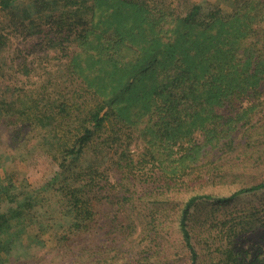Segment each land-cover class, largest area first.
Listing matches in <instances>:
<instances>
[{
	"label": "trees",
	"instance_id": "1",
	"mask_svg": "<svg viewBox=\"0 0 264 264\" xmlns=\"http://www.w3.org/2000/svg\"><path fill=\"white\" fill-rule=\"evenodd\" d=\"M27 1L0 0V14L11 13L39 32L43 19L63 29L65 42L77 43L70 68L79 79L67 80V95L35 97L21 89L0 106V115L41 129L43 151L58 166L42 189L0 182V264L22 246L29 228L47 233L54 211L66 221L57 227L86 230L103 181L99 167L80 165L88 150L123 147L116 164L128 175L154 170L170 182L183 181L199 162L196 151L232 126V112L242 106L237 101L264 82V0H242L228 14L193 5L185 15L168 0H33L21 9ZM90 4L100 6L97 15ZM133 133L144 143L138 156L130 152ZM261 190L264 182L218 202ZM201 200L211 197H191L179 221L191 264H199V254L189 221ZM218 248L216 264L245 263L239 249ZM262 250L249 264H264Z\"/></svg>",
	"mask_w": 264,
	"mask_h": 264
},
{
	"label": "rangeland",
	"instance_id": "2",
	"mask_svg": "<svg viewBox=\"0 0 264 264\" xmlns=\"http://www.w3.org/2000/svg\"><path fill=\"white\" fill-rule=\"evenodd\" d=\"M168 1L177 15H185L193 5L217 7L228 14L242 0ZM33 4L30 0L20 8ZM90 6L97 15L100 6ZM32 26L19 24L6 11L0 14V40L5 41L0 51V106L21 89L35 97L45 91L55 97L67 95L72 89L67 80L79 79L70 68L77 43L65 42L63 29L60 32L46 19L40 22L43 32ZM85 28H79L81 33ZM237 102L242 106L232 112V126H224L218 137L196 151L199 162L183 181L170 182L165 173L154 170L128 175L116 164L123 147L109 150L98 144L97 150H88L80 165L85 169L97 166L103 175L95 188L99 190L95 192L98 201L92 204L94 219L86 230L62 229L57 226L66 221L54 211L47 233L39 235L29 228L7 264H191L179 221L185 203L198 195L211 197L196 204L189 221L199 264L219 263L218 247L239 249L244 264L259 249L264 255V190L218 202L264 182V82L254 92L247 90ZM196 141L204 144L200 135ZM132 142L130 152L138 156L144 151L138 133H133ZM43 145L41 129L17 124L2 112L0 182L15 184L17 189L38 190L47 185L58 166ZM191 163L185 160L188 168Z\"/></svg>",
	"mask_w": 264,
	"mask_h": 264
}]
</instances>
